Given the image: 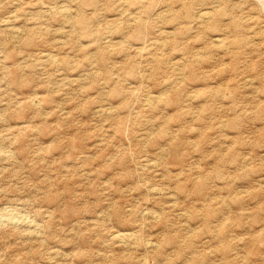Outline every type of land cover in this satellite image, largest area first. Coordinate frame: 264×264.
Here are the masks:
<instances>
[{
    "label": "rangeland",
    "instance_id": "rangeland-1",
    "mask_svg": "<svg viewBox=\"0 0 264 264\" xmlns=\"http://www.w3.org/2000/svg\"><path fill=\"white\" fill-rule=\"evenodd\" d=\"M0 264H264L263 0H0Z\"/></svg>",
    "mask_w": 264,
    "mask_h": 264
},
{
    "label": "bare ground",
    "instance_id": "bare-ground-1",
    "mask_svg": "<svg viewBox=\"0 0 264 264\" xmlns=\"http://www.w3.org/2000/svg\"><path fill=\"white\" fill-rule=\"evenodd\" d=\"M263 2H264V0H263Z\"/></svg>",
    "mask_w": 264,
    "mask_h": 264
}]
</instances>
